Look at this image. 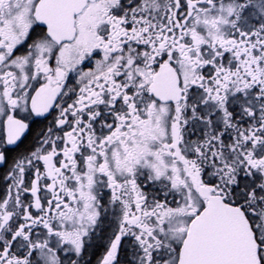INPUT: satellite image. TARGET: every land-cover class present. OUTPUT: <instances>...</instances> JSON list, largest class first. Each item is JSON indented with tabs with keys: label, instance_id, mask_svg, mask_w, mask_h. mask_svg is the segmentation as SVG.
Returning <instances> with one entry per match:
<instances>
[{
	"label": "snow or ice",
	"instance_id": "obj_1",
	"mask_svg": "<svg viewBox=\"0 0 264 264\" xmlns=\"http://www.w3.org/2000/svg\"><path fill=\"white\" fill-rule=\"evenodd\" d=\"M0 264H264V0H0Z\"/></svg>",
	"mask_w": 264,
	"mask_h": 264
}]
</instances>
